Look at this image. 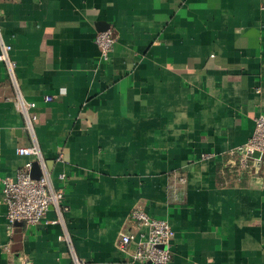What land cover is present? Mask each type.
<instances>
[{
  "label": "crops",
  "instance_id": "0c3cea01",
  "mask_svg": "<svg viewBox=\"0 0 264 264\" xmlns=\"http://www.w3.org/2000/svg\"><path fill=\"white\" fill-rule=\"evenodd\" d=\"M0 26V182L37 179V145L69 206L9 233L0 183V264H139L117 248L137 206L175 232L169 264H264V157L229 163L264 115V0H0Z\"/></svg>",
  "mask_w": 264,
  "mask_h": 264
},
{
  "label": "built area",
  "instance_id": "2783aa9c",
  "mask_svg": "<svg viewBox=\"0 0 264 264\" xmlns=\"http://www.w3.org/2000/svg\"><path fill=\"white\" fill-rule=\"evenodd\" d=\"M115 39L111 30L99 32L94 40L103 61L109 59L113 50ZM12 46L7 43L2 34L0 26V62L5 65L7 74L15 83V63L11 58ZM18 106L24 115L27 129L33 131L32 122L36 120L34 114L29 111L35 108L34 103L21 100L19 94ZM45 102H51L52 98L46 96ZM254 128L247 142L230 152L233 157L229 161L230 166L238 171H250L253 165L254 156L258 155V161L264 157V115H257L253 118ZM18 154L21 156L39 157L42 173L37 179L31 177V164L27 163L20 168L14 178H3L1 189L3 203L7 208V229L12 233L14 225L23 223L27 226L45 224H64V215L68 213L69 206L64 202L62 190H56L46 170L45 163L40 156L37 145L19 148ZM60 180L65 176L60 175ZM186 183L184 177L176 178V185L169 188L170 192L175 193L181 190V186ZM55 212V219L46 220L48 211ZM129 228L119 234L117 248L128 254L132 262L139 264H169L172 257L173 239L175 232L166 220L150 218L140 206H137L129 213ZM67 235L60 239L67 241ZM9 253V247L5 246ZM132 250V251H130ZM73 264H87L78 259L73 260Z\"/></svg>",
  "mask_w": 264,
  "mask_h": 264
}]
</instances>
